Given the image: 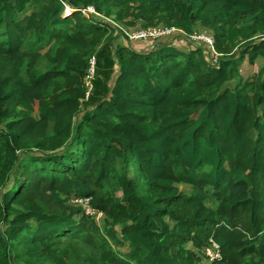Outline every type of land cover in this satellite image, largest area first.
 I'll return each mask as SVG.
<instances>
[{"label":"trees","instance_id":"trees-1","mask_svg":"<svg viewBox=\"0 0 264 264\" xmlns=\"http://www.w3.org/2000/svg\"><path fill=\"white\" fill-rule=\"evenodd\" d=\"M89 7L200 22L218 59L114 46ZM211 240L213 264H264V0H0V264H203Z\"/></svg>","mask_w":264,"mask_h":264},{"label":"built area","instance_id":"built-area-1","mask_svg":"<svg viewBox=\"0 0 264 264\" xmlns=\"http://www.w3.org/2000/svg\"><path fill=\"white\" fill-rule=\"evenodd\" d=\"M75 10L72 9L70 6H66L65 14L70 15ZM84 14L89 15H95L96 17H99L100 19L108 22L111 24L114 28L118 30V32H122L126 38L130 41H146V40H160L162 38H167L174 36L176 34H183V31L176 27L171 26H154V27H148L146 29H127L121 25H117L113 19L106 18L100 14H98L93 7H89L86 10L83 11ZM190 42L199 45L204 46L206 48H209L214 53L215 57L214 59L217 61L219 54L215 52L214 48V38L207 33H200V34H193L190 35ZM96 57L92 56L89 59V69H88V75L86 77V89H87V96H89L93 84L92 81L95 77V70H96ZM72 204L78 205L84 208L86 215L94 218L97 223H100V221L104 218L103 213L98 212L94 210L90 205V199L86 198H78L74 197L72 199ZM203 258L210 262L211 264L219 261L222 259V252L221 247L218 243L211 240L210 243L204 248L202 251Z\"/></svg>","mask_w":264,"mask_h":264},{"label":"rangeland","instance_id":"rangeland-1","mask_svg":"<svg viewBox=\"0 0 264 264\" xmlns=\"http://www.w3.org/2000/svg\"><path fill=\"white\" fill-rule=\"evenodd\" d=\"M134 7V6H133ZM26 13H31V9L30 10H28ZM133 14H136V12H135V10H133V9H131V10H129V9H127V8H123V9H121L120 11L119 10H117V9H114L113 10V13H112V15H111V18L113 19V21L118 25H121V26H123L124 27V23H123V21H127V20H129V19H131L132 18V15ZM86 16H88L89 14H85ZM90 16V15H89ZM99 18V17H98ZM156 22H157V20H156ZM140 23H142V22H139V24ZM164 25V23H162V22H158V25H156V26H163ZM150 27H154V26H150ZM135 29H146V27H142L141 25H138V27H136V28H134V30ZM195 32L197 33V34H200V33H207L208 35H210V36H214L213 35V33H212V30H210V29H207V28H205L203 25H202V23H197L196 25H195ZM187 35V34H186ZM185 34H176V35H174V36H171V37H167V38H162V39H160L159 41H156L155 43L158 45V43L159 44H164V43H168V44H173V45H178V47H180V48H183V49H189V48H191V46H192V43L190 42V40L187 38V36H186ZM112 37H113V44H114V46H122V47H125L124 46V41L125 42H128L126 39V37H124L121 33H119V32H117L116 30L114 31V33H113V35H112ZM214 38V37H213ZM130 42V41H129ZM133 43V42H132ZM132 43L130 42V44H131V46H132ZM200 47H204V46H200ZM205 51H207L208 53H209V51H208V49L206 48V47H204L203 48ZM47 49H43V53H45V51H46ZM233 52H235V51H233ZM207 53V54H208ZM45 66H46V61H45V59L43 58L41 61H40V63H39V65H38V69L39 70H41V71H44L45 70ZM258 67H259V65H258ZM256 69V67L255 66H253V67H242V75L244 76V77H249V76H251L252 74H253V72H252V70H255ZM257 70V69H256ZM232 84V83H231ZM117 167H118V170L119 171H121L122 169H123V167H124V164L122 163V161H118V165H117ZM128 170L129 171H131L132 172V168L131 167H128ZM204 172H209L210 171V167H206L204 170H203ZM180 188L183 190V191H185L186 193H189L190 192V190H191V188L189 187V186H184V185H181L180 186ZM120 195V194H119ZM126 250V249H125ZM202 263L203 264H211L210 262H208V261H206L204 258L202 259Z\"/></svg>","mask_w":264,"mask_h":264},{"label":"crops","instance_id":"crops-1","mask_svg":"<svg viewBox=\"0 0 264 264\" xmlns=\"http://www.w3.org/2000/svg\"><path fill=\"white\" fill-rule=\"evenodd\" d=\"M127 40V39H126ZM128 42L124 41V46L125 47H130L133 48L136 51L139 52H148V51H152L156 49V41L154 40H146V41H130L132 43V46L129 42V40H127ZM244 67L247 68V66L245 65ZM253 71V70H252Z\"/></svg>","mask_w":264,"mask_h":264},{"label":"water","instance_id":"water-1","mask_svg":"<svg viewBox=\"0 0 264 264\" xmlns=\"http://www.w3.org/2000/svg\"><path fill=\"white\" fill-rule=\"evenodd\" d=\"M225 88H223V90H224Z\"/></svg>","mask_w":264,"mask_h":264}]
</instances>
